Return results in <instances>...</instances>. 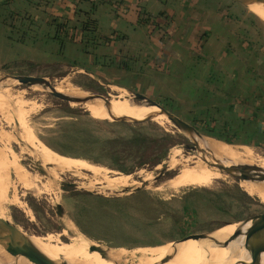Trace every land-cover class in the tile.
I'll return each mask as SVG.
<instances>
[{
	"label": "rangeland",
	"instance_id": "rangeland-1",
	"mask_svg": "<svg viewBox=\"0 0 264 264\" xmlns=\"http://www.w3.org/2000/svg\"><path fill=\"white\" fill-rule=\"evenodd\" d=\"M38 1L41 2L33 0L34 3ZM139 1L142 4L154 2ZM17 3L19 4L11 3L10 6L0 3V79L9 75L43 76L56 87H61L62 92L67 95L91 97L86 98L87 101H95L87 108L84 107V103L69 102L54 95L43 85L4 80L10 81L14 94L17 93L16 96L22 94L21 98L25 100L23 107L15 102H13L15 105L13 103L9 105V102L7 105L3 100L1 102L4 104L0 106L2 110L11 107L17 116L15 117L10 109L3 112L6 114L5 117L0 113V160L3 159L2 164L4 166L6 164L9 171L8 185L0 200V211L1 215L16 228L29 236L34 234L49 237L52 246L66 245L71 242L72 236L79 233L90 243L105 248L112 247L117 253L139 251L138 248L175 242L185 238L187 234L208 233L224 224L243 223L255 215L264 213V200L260 192L256 195L248 194L242 188V185L247 188V180L240 181L237 176L219 168L226 174L223 179H213L202 186L185 184L178 189L171 188L167 183L178 175L182 168L181 165L171 167L169 165L171 159L178 158L184 162L189 157L203 153L191 147L194 143L187 139L186 134H192L157 115L161 122L164 121L163 124L139 113H117L108 109L110 102L124 98L125 93L129 94L128 99L136 103L140 99L136 95L140 93L157 101L201 133L235 147L248 145L257 155L264 158V146L244 143L241 137L234 138L235 135L229 133L227 128L231 92L236 88H233L236 85L234 81L249 79L253 83L263 84L264 64L259 68H253L251 72L215 74L214 78L217 79L218 76L219 82H215L216 87L213 88L210 87V82L207 85L196 79L187 83L183 80L164 85L160 82L158 86L146 89L128 88L113 82V79H108L107 75L88 71L87 67H84L87 60L76 53V48L71 49L68 46L62 53L59 52V41L55 44L56 47L51 43L42 45L41 40H37L44 25L41 13L34 11L35 8H23ZM219 5L220 17L230 23L239 21L245 15H253L264 27V20L252 12L249 5L238 0H219ZM121 15L115 13L114 17L119 18ZM102 23L114 27L119 25L116 20ZM195 60L200 61L199 57ZM199 66L200 64L195 65L196 68ZM211 73L209 72V78L213 76ZM187 74H193L192 77H195L203 73L188 71ZM152 84L156 83L153 81ZM71 88L81 91L84 95L72 94ZM253 89L259 93L261 88L254 87L251 91ZM87 91L90 93L87 94ZM215 101H219V104ZM3 105L7 107L4 108ZM10 113L14 120L19 118L17 113L21 115L20 122L18 120L17 123L16 120L17 125L10 119ZM101 114L105 116L100 117ZM123 115L132 118L108 119ZM12 125L14 126L11 127ZM7 131L10 132L6 134ZM13 133H16L15 136ZM21 133L24 134L23 137ZM10 135L12 137L9 139ZM18 136L22 139L30 137L24 139L29 142L35 139L33 144H30L32 147L16 144L13 137ZM33 148L34 154L30 150ZM46 153L51 157L54 155L66 159L75 165L81 163L103 165L118 174H130L132 185L119 190L105 188L95 182L92 173L85 170H74L77 174L73 170L60 172L56 170L59 179L54 178L55 170H51L52 166L40 159V154ZM189 165L198 163L191 162ZM21 173L27 177L24 175L23 178H26L23 179ZM30 174L31 176L38 174L37 177L40 179L35 178L36 180L32 182ZM110 176L113 177L114 174ZM25 180L28 181L27 184ZM51 182L54 184L53 188L46 193V186L52 184ZM40 183L44 185L45 190ZM25 184L27 187L31 184L34 186L31 185L28 190ZM202 201L210 202L213 205L212 210L195 211V204L203 206ZM58 204L63 207L62 216L58 214ZM68 223L74 231L70 230L73 233L69 232L66 236L63 231L66 229L69 231ZM92 256L94 260L97 257ZM138 256L140 254H137Z\"/></svg>",
	"mask_w": 264,
	"mask_h": 264
},
{
	"label": "crops",
	"instance_id": "crops-1",
	"mask_svg": "<svg viewBox=\"0 0 264 264\" xmlns=\"http://www.w3.org/2000/svg\"><path fill=\"white\" fill-rule=\"evenodd\" d=\"M15 2L41 13L44 25L37 40L42 45L56 47L59 41L62 53L68 46L76 48L87 60L84 67L88 71L107 75L128 88L195 79L210 82L213 88L219 82L215 74L251 72L264 64V27L253 15L233 23L222 19L219 0H154L152 4L139 0H0L7 6ZM115 13L122 15L117 18ZM112 20L119 25L102 23ZM188 71L203 74L192 77ZM234 82L237 89L231 92L228 132L244 143L264 146V83ZM254 87L261 88L260 92L251 91ZM199 205L195 204V211L213 206L207 201Z\"/></svg>",
	"mask_w": 264,
	"mask_h": 264
},
{
	"label": "bare ground",
	"instance_id": "bare-ground-1",
	"mask_svg": "<svg viewBox=\"0 0 264 264\" xmlns=\"http://www.w3.org/2000/svg\"><path fill=\"white\" fill-rule=\"evenodd\" d=\"M248 5H249L248 7H250V10L252 12H254L256 15H258L260 18H262L264 20V3H250ZM6 80H10L14 83H17V80L15 78L9 77ZM10 81L6 82L3 80L0 83V102L2 100L4 102L6 101L7 105H8V102H9V105H10V103L15 102L18 105H21L23 107L25 100L21 98L22 94H21V96H16L17 93H16V95L14 94L13 89L11 88V83H9ZM34 84H37V83H34ZM47 89L49 91L51 90V88H47ZM56 89L59 91H63L62 88L59 86H57ZM64 91H66V90H64ZM68 93H70V92H68ZM71 93L74 95H84L81 91L74 90L72 88H71ZM89 93L90 92H88L87 94H89ZM124 96H125L124 98L117 99V100L110 102L108 109L115 111L117 113H139L141 116H144L150 120L156 121L157 123H160V124H163L164 121L161 122L157 116H159L161 119H163L165 121L171 122V120L167 117L166 114L161 113L159 106L150 103L147 99L140 98L139 101L135 103L131 99H128L129 94L125 93ZM80 98H82V97L80 96ZM86 98H91V97H86ZM86 98H82V99L87 101ZM98 99L100 100L101 98L98 97ZM94 101H91L92 104ZM91 102H88V101L85 102L83 104L84 107L88 108V106L91 104ZM1 104H4V103L1 102L0 106H2ZM5 105H3V107ZM18 105H16V106H18ZM6 107L7 106H5L4 108H6ZM25 108L26 107H24V110H25ZM91 108H93V107H91ZM8 109H10V111L11 110L13 111V109H11V107L6 108V110H8ZM15 109H18V108H15ZM0 110H2V109H0ZM6 110L3 109L2 112H0V113H2V115H3L4 114L3 112ZM20 110H22V109H20ZM12 113L15 115V117H17L15 110ZM12 113H10L11 114L10 117L12 116ZM17 114L20 118L21 117L20 114H22V113L20 111V114L19 113H17ZM5 115L6 114H4V117H5ZM103 116H105V114L100 115V117H103ZM19 118H18V120H19ZM131 118H132V116L123 115V116L117 117L115 119L114 118L113 119L108 118V119L109 120H124V119L130 120ZM10 119L14 120V118H12V117ZM15 119L17 120V118H15ZM5 120H6V118H5ZM12 120H11V122H12ZM16 120H14L15 121L14 123H16ZM18 120H17V123H18ZM23 120H24V118H23ZM19 122H20V120H19ZM17 123H16V125H17ZM20 125H22V124H20ZM23 125H24V123H23ZM13 126L14 125H12L11 127H13ZM21 127H23V126H21ZM18 131H17V133H18ZM23 131H25V130H23ZM8 132H10V131H7V133L6 132L5 133L8 134ZM12 132H11V135H12ZM14 134H16V133H13V135ZM11 135L8 137L9 139L12 137ZM17 135H19V133ZM20 135H22V133ZM23 135H22V137H23ZM7 136H6V140L8 139ZM18 137H13V138H15V140H14L15 143L18 145H21L23 147H27V148L28 147L31 148L32 146L30 144L35 140V139H33L32 142H29V141H25V140H27L30 137H28V138L26 137L23 139L21 137H19V138ZM186 137L191 142H193L194 145H196L200 150H202L203 153H198L196 156H192V157L188 156L189 158L185 159L184 162L182 160H179L178 158L177 159H171V163L169 164L171 167H175V166H179V165L182 166L179 174L176 175L172 180H170L167 183L173 189H178L185 184H193L196 186H202V185L208 184L213 179H223L226 174H224L216 166L212 167V165H210L209 162L215 163V161H218L223 165H227V166L234 165L236 168H239L242 165H254V164H256V165L264 168V158L261 157L260 155H257L254 152V150L252 149V147H250L248 145L235 147L234 145H232L230 143H226V142L215 140V139L212 141L209 138H199V137L187 135V134H186ZM29 140H31V139H29ZM41 148L44 149V147H41ZM35 149L37 150L36 147H35ZM30 150L32 151V150H34V148L30 149ZM32 153H33V151H32ZM213 154H216V156ZM37 155H38V153H37ZM40 155H41L40 159L42 162L52 166L51 170L52 169L55 170V172L52 171L55 173V175H56V170H59V172L60 171H69V170H73V171L74 170H76V171L85 170V171L92 173L95 182L97 184H101V186L105 187V188L107 187V188L119 190L120 188H124V187H127L129 185H132V184H130V174L129 175L118 174L117 172L112 171V169H109L103 165L102 166L101 165H94V164H90V163H81V164L75 165L66 159H61V158L55 157L54 155L51 157V155L50 154L47 155V153L45 155H42V154H40ZM203 155L206 157L205 159H207V160L202 159ZM59 156H61V155H59ZM221 156L222 157L226 156L227 158L222 159ZM61 157H66V156H61ZM2 160H0V200L2 199V194L5 193V189H6L5 187H7V185H8L7 180L9 179V176H8L9 171L7 169L8 166L6 168V164H5V166L2 164ZM34 161L36 162V160H34ZM7 162H10V161H7ZM191 162L198 163V165H189V163H191ZM37 163H38V161H37ZM40 165H42V164H40ZM16 173H18V172H16ZM16 173H15V176L17 178ZM30 173H32V172H30ZM27 174H29V173H27ZM35 174H36V172H35ZM49 174H50V172H49ZM110 174H114V176L111 177ZM18 175H20V174H18ZM24 175L25 174H22L20 176L23 178ZM37 175L31 176V174H30L31 177H29V178H32V180H31L32 182L34 180H36L35 178L40 179V177H37ZM55 175H54V178L56 177L57 179H59V176H57L58 174L56 176ZM52 176H53V174H52ZM19 177H18V179H19ZM26 177H24V178H26ZM18 179H17V181L19 182L20 180H18ZM31 181H29V182H31ZM134 181L136 182V180H134ZM27 182L28 181H26V184H27ZM247 182H248L247 188L244 185H242V188L250 195H256V193L260 192V195L262 196V198L264 200V181H261L262 183H260V184H259V182L251 181V180H247ZM9 183H10V181H9ZM21 183L23 186V180L21 181ZM34 184H35V182H34ZM43 184H44V182H43ZM45 184H46V182H45ZM31 185H29V187ZM40 185L42 187H44V185H42L41 183H40ZM47 185L48 186L45 185L47 188L46 193H49L51 191V189L53 188L54 184L52 183V184H47ZM134 185H136V184H134ZM15 186H16V184H15ZM32 186H34V185H32ZM26 187H27V185H26ZM29 187H27V189ZM46 188L44 187L43 189L45 190ZM36 189L34 190L35 192H36ZM39 189H40V186H39ZM35 195L37 196V194H35ZM13 202H15V201L13 200ZM0 220H3V221L5 220L9 229L14 230V231H18V230H16L17 228L8 219H6L4 217V215H1V211H0ZM66 228H67V226H66ZM239 228H242L245 231V233L247 235H249L251 238L261 241L260 229L255 225V222L253 220H250L248 222H243V223L242 222H234V223H229V224L223 225V226L215 229L211 234H209V237L205 238V239H201L200 234H196L193 236H188V237L186 236L181 241H178L174 244L171 242V243L162 244V245H158V246L138 248L137 250H139V251H131V252L117 251V253H115L112 249H108L107 253H103L101 248H100L101 246L90 243L88 240L84 239L79 233H77L75 236L71 237L70 243H68L66 245L63 243L64 245H61V246H56L57 244L56 245L54 244V246H52L51 245L52 243L50 244V242H49V237L47 238L46 236L42 237V236L34 235V234L32 236H29L23 232H21V233L26 235L29 238V240L31 241V243L37 249H39L43 254H45L47 257H49L51 260H53L56 264H63V263H68V264H240L242 262L249 263V262H251L252 256H251L250 252L244 247V236L243 235L239 236L238 238L234 239L233 241L225 242L221 246L218 245V242L225 241L226 239H228V237L230 235H232L234 233V231H236ZM68 229H69L68 232H67V229L63 231L64 235H66V236L69 234V232L74 231V230H72L71 224H69V223H68ZM70 230H72V231H70ZM18 232H20V231H18ZM50 238H51V236H50ZM137 254H140V256L137 257ZM92 255H97L95 260L92 258L93 257ZM261 261H262L261 264H264V253L261 256ZM0 264H39V263L31 261L28 257L21 255V254L20 255L9 254L4 247V244L2 242H0Z\"/></svg>",
	"mask_w": 264,
	"mask_h": 264
},
{
	"label": "water",
	"instance_id": "water-1",
	"mask_svg": "<svg viewBox=\"0 0 264 264\" xmlns=\"http://www.w3.org/2000/svg\"><path fill=\"white\" fill-rule=\"evenodd\" d=\"M246 5L250 3H264V0H238ZM15 78L18 80L20 83H30V84H40L43 85L44 87L51 88V92L62 98L65 99L69 102H79V103H85L86 101L80 97L77 96H71L63 93L62 91H59L56 89V86L47 78L43 76H32V75H9L6 76L2 79H0V83L7 79V78ZM139 98H145L147 99L150 103L157 105L160 107L161 113H164L167 115V117L181 130L188 132L190 134L197 135L199 138H212L215 140H219L217 138L205 135L201 133L197 128L194 126L187 124L186 121L181 119L179 116L169 112L167 109H165L163 106H161L157 101L148 98L147 96L137 93L136 95ZM190 147V146H188ZM193 149L198 150L202 152L196 145L191 146ZM206 157L203 155V159ZM207 160V159H205ZM210 165L216 166L217 168L225 171L226 173L235 175L238 177L239 180H251V181H256V182H261L264 181V168L258 165H242L239 168H236L234 165H223L218 161H215V163L209 162ZM139 188V187H138ZM58 209V214L63 215V207L61 204L57 205ZM250 220H253L255 222V225L260 229V236H261V241L257 239L251 238L249 235L245 233V231L242 228L237 229L234 231L232 235L228 237L223 242H218V245L221 246L225 242L233 241L234 239L238 238L239 236L243 235L244 236V247L250 252L251 254V262H242L240 264H261V256L264 253V213L255 215L243 222H248ZM229 224V223H227ZM226 225V224H224ZM18 231H14L9 229L7 226L5 220H0V242L4 244L5 249L7 252L11 255H24L28 257L31 261L39 263V264H56L53 260H51L49 257H47L45 254H43L39 249H37L29 240V238L21 233L22 231L19 230L18 228L16 229ZM214 230L208 233H195V234H200L201 239H205L209 237V234H211ZM194 234H191L189 236H193ZM188 237V236H187ZM183 239V238H182ZM177 240L175 242H172L173 244L181 241ZM162 245V244H158ZM158 245H152V246H158ZM152 246H147V247H152ZM103 253H107L108 249H112V247H100ZM63 264H68V263H63Z\"/></svg>",
	"mask_w": 264,
	"mask_h": 264
},
{
	"label": "flooded vegetation",
	"instance_id": "flooded-vegetation-1",
	"mask_svg": "<svg viewBox=\"0 0 264 264\" xmlns=\"http://www.w3.org/2000/svg\"><path fill=\"white\" fill-rule=\"evenodd\" d=\"M209 227V226H208ZM201 231H203V230H201ZM196 232H199V231H196ZM190 234H187V236H189Z\"/></svg>",
	"mask_w": 264,
	"mask_h": 264
},
{
	"label": "trees",
	"instance_id": "trees-1",
	"mask_svg": "<svg viewBox=\"0 0 264 264\" xmlns=\"http://www.w3.org/2000/svg\"><path fill=\"white\" fill-rule=\"evenodd\" d=\"M61 42H63V40Z\"/></svg>",
	"mask_w": 264,
	"mask_h": 264
}]
</instances>
